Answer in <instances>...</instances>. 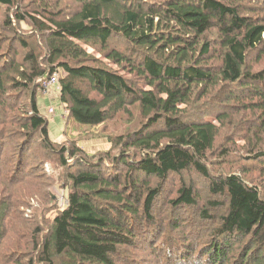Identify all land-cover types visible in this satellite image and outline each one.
<instances>
[{"label": "trees", "instance_id": "obj_1", "mask_svg": "<svg viewBox=\"0 0 264 264\" xmlns=\"http://www.w3.org/2000/svg\"><path fill=\"white\" fill-rule=\"evenodd\" d=\"M67 1L0 0V264H264V0ZM55 74L109 151L51 139ZM48 161L67 204L7 245Z\"/></svg>", "mask_w": 264, "mask_h": 264}, {"label": "rangeland", "instance_id": "obj_2", "mask_svg": "<svg viewBox=\"0 0 264 264\" xmlns=\"http://www.w3.org/2000/svg\"><path fill=\"white\" fill-rule=\"evenodd\" d=\"M63 3H68L69 6L73 5V3L68 2L67 0H63ZM25 29L27 30V27H25ZM90 52H94V50L91 49ZM94 54L98 56V54ZM102 60L105 61L106 65L111 66L110 63L103 57ZM58 75L60 77L61 73H58ZM57 88L58 84H51L48 88L39 90L37 96L39 109L49 123L48 129L51 139L56 142H61L66 137L77 139L80 142V146L89 154H96L101 151H109L111 149V145L109 143L108 135L122 132L125 128L126 123H124L121 118H118L111 121L110 123H107L106 127L99 126L88 128L78 124L74 119H67L66 113L60 100H50L47 95L43 94V92L47 93L51 89H53L54 92H57ZM50 109H53L54 114H50L48 112V110ZM65 130L66 134H64ZM52 164L53 163L50 161L45 164V174H47L48 182L34 176L29 182L21 184L20 189H18L22 190V193H19L27 199L25 200V204L22 206V208L26 209L25 215H27V217L21 214L20 216L17 215L15 219L9 220L10 230L8 231L10 240H6L7 245H9V242H13V238L17 239L19 237H24L25 240L22 243H27L28 246H31L30 242L32 240L30 236H32L34 222L37 223L35 217L33 218V212L37 214V218L40 222H44L45 216L47 218H54V216L57 214V210H55L54 212H50V209L63 207L67 190L63 181L60 180V171L54 170ZM193 179L197 183H200L199 178H197L196 176H194ZM47 192H49L50 195L47 197L49 211L47 212L48 214L46 213L45 215L46 210L38 209L37 205L43 204V201L45 200L42 197L44 193L46 194ZM17 202H19V206L22 205V202L20 200Z\"/></svg>", "mask_w": 264, "mask_h": 264}, {"label": "built area", "instance_id": "obj_3", "mask_svg": "<svg viewBox=\"0 0 264 264\" xmlns=\"http://www.w3.org/2000/svg\"><path fill=\"white\" fill-rule=\"evenodd\" d=\"M51 84H55V85L58 84V75L57 74L53 75V77L51 79H49L48 81L44 82L42 86L45 89V88H48ZM49 111L50 112H54L53 109H50Z\"/></svg>", "mask_w": 264, "mask_h": 264}, {"label": "crops", "instance_id": "obj_4", "mask_svg": "<svg viewBox=\"0 0 264 264\" xmlns=\"http://www.w3.org/2000/svg\"><path fill=\"white\" fill-rule=\"evenodd\" d=\"M58 89V88H57ZM44 95H47V97L50 99V100H55V99H59V90H57V92H54L53 89L49 90L47 93H44Z\"/></svg>", "mask_w": 264, "mask_h": 264}, {"label": "bare ground", "instance_id": "obj_5", "mask_svg": "<svg viewBox=\"0 0 264 264\" xmlns=\"http://www.w3.org/2000/svg\"><path fill=\"white\" fill-rule=\"evenodd\" d=\"M39 130V129H38ZM67 204V203H66Z\"/></svg>", "mask_w": 264, "mask_h": 264}]
</instances>
